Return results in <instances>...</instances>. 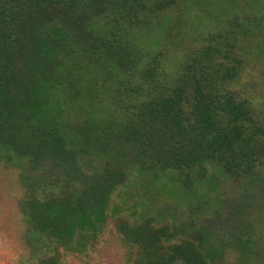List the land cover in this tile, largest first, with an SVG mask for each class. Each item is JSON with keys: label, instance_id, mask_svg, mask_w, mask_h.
<instances>
[{"label": "trees", "instance_id": "1", "mask_svg": "<svg viewBox=\"0 0 264 264\" xmlns=\"http://www.w3.org/2000/svg\"><path fill=\"white\" fill-rule=\"evenodd\" d=\"M0 162L23 264L86 256L109 219L123 264H264V0H0Z\"/></svg>", "mask_w": 264, "mask_h": 264}, {"label": "rangeland", "instance_id": "2", "mask_svg": "<svg viewBox=\"0 0 264 264\" xmlns=\"http://www.w3.org/2000/svg\"><path fill=\"white\" fill-rule=\"evenodd\" d=\"M177 32L178 28L174 27L164 37L163 47L170 57L175 50L181 49L183 41L188 39L183 36L180 38ZM152 44L153 46H150V48H154L156 43ZM258 68L257 64H251L247 67L245 80L249 82L252 79L256 80ZM222 190L223 192L221 193H223L224 197L231 198L237 193L235 188L230 187V184H223ZM146 192L148 193L149 190L148 185L144 181L119 187L112 195L111 209H118L123 215L132 216L133 213L131 211L136 208L138 203L145 200ZM21 194L22 187L18 178V169L0 162V258L4 259L5 264H23L29 254V244L25 237L26 224L17 204ZM153 195L156 197L157 204L162 203V201H173L169 196L163 197L162 194H156L155 191H153ZM147 202L148 200H146V204L148 209H150L151 203ZM227 256L229 259H233L231 254ZM123 263L124 248L113 227L112 220L109 219V222L99 234L92 248L88 250L86 256L67 254L60 264Z\"/></svg>", "mask_w": 264, "mask_h": 264}, {"label": "clouds", "instance_id": "3", "mask_svg": "<svg viewBox=\"0 0 264 264\" xmlns=\"http://www.w3.org/2000/svg\"><path fill=\"white\" fill-rule=\"evenodd\" d=\"M0 264H5L4 259L0 258Z\"/></svg>", "mask_w": 264, "mask_h": 264}]
</instances>
